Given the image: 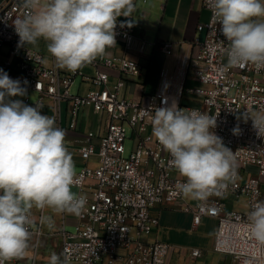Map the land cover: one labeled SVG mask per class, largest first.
<instances>
[{"label": "built area", "instance_id": "obj_1", "mask_svg": "<svg viewBox=\"0 0 264 264\" xmlns=\"http://www.w3.org/2000/svg\"><path fill=\"white\" fill-rule=\"evenodd\" d=\"M209 11L208 19L197 24L193 44L196 52L184 54L161 70L157 86L142 99L128 97L124 93V75L141 76V64L122 55L98 57L93 72L81 69L76 72L61 70L55 64L48 66L41 50L19 45L13 21L22 17L25 10L20 0H0V53L4 55L0 69L10 78L20 80L26 90L35 92L12 99L24 104L43 106L41 113L54 116L61 128V102L67 103L70 127L77 124L81 107L90 105L94 111L106 116L105 130L97 144L94 132L87 131L77 139L76 150L87 160L97 156V165L84 164L76 170L74 187L78 195L87 198L82 214L77 216L73 230H61L60 254L67 253L75 264H164L170 244L158 239L148 240L152 227L159 222L152 210L183 196L176 185L185 178L171 167L170 154L152 135L154 110L175 105L178 109H196L209 115H217L216 135L235 157L237 178L227 189L207 200H193L184 209L192 213V225L202 216L218 220L212 249L230 254L235 264H264V244L256 241L250 231L248 214L259 201H264V136L253 128L250 116L264 114V69L257 70L247 64L222 71L227 63L228 41L222 35L221 25L209 7L210 0H201ZM135 3V2H134ZM136 5V4H135ZM132 26L129 27L128 23ZM138 25L130 17H118L116 36L124 50L146 52L151 42L137 34ZM169 59L180 53L172 41H156ZM101 66L114 68L118 75L112 88L101 89L109 79V73ZM92 84L85 93H73L70 86L74 79ZM197 82L186 85V79ZM26 81V83H25ZM192 96L198 98L193 100ZM47 100L49 101L47 103ZM239 127V134L233 128ZM127 128L132 139L131 149L125 154ZM252 165L253 171L247 170ZM88 187V194L80 191ZM245 197L246 210L227 208L223 196ZM30 231L37 237L42 233L39 218ZM193 257L201 250L190 249ZM21 258L6 261L18 264Z\"/></svg>", "mask_w": 264, "mask_h": 264}, {"label": "clouds", "instance_id": "obj_2", "mask_svg": "<svg viewBox=\"0 0 264 264\" xmlns=\"http://www.w3.org/2000/svg\"><path fill=\"white\" fill-rule=\"evenodd\" d=\"M20 5L24 15L13 21L19 45L43 39L56 63L71 72L116 46L117 18L136 11L134 0H20ZM209 7L228 41L221 70L247 64L264 69V0H210ZM25 95L20 80L0 69V264L22 258L29 248L34 208L79 216L87 204L86 196L72 191L76 168L65 131L54 116L41 113L42 105L12 99ZM247 115L264 136V114ZM216 117L175 105L154 110L152 135L185 178L176 188L186 198L207 200L237 178L234 153L213 131ZM248 220L252 237L264 244V201L252 207ZM39 222L55 227L52 215H41ZM70 260L67 253L52 252L48 264Z\"/></svg>", "mask_w": 264, "mask_h": 264}, {"label": "crops", "instance_id": "obj_3", "mask_svg": "<svg viewBox=\"0 0 264 264\" xmlns=\"http://www.w3.org/2000/svg\"><path fill=\"white\" fill-rule=\"evenodd\" d=\"M134 2L136 11L130 18L138 25V36L144 37L152 43L150 48L143 53L135 50H124L121 41L116 38V46L106 49L105 54L109 56L125 54L141 64L140 77L133 75L123 76L126 80L125 95L139 100L155 90L161 70L168 65V62H174L184 54L193 55L196 52L197 46L193 44V39L197 35L203 36L202 31H197V24L208 19L209 11L202 5L201 0H134ZM162 40L174 42L176 47H179L180 53L168 59L158 47V43H155ZM44 60L48 66L55 64L59 69L67 70L60 67L51 54H49L48 58L44 54ZM101 68L109 73L108 82L101 87L103 91H106L112 88L118 72L114 68L105 66H101ZM81 70L89 73L94 71L90 65H86ZM188 82L196 81L187 78L186 84ZM73 85L75 86L74 90H72ZM92 86V84L77 76L71 84L70 90L73 93H85ZM192 99L198 100L195 96H192ZM60 113L61 128L66 134V147L72 154L76 170L84 164L92 167L96 166V155L84 160L78 154L76 150L77 139L87 131L92 130L94 132L93 141L97 144L105 130V113L94 111L90 105L83 106L78 112L77 124L74 128L70 127L67 103L65 101L61 102ZM72 191L78 192L74 186ZM80 192L88 194L90 190L85 187ZM191 202H193V199L183 196L152 210L154 214L158 215L159 222L152 227L151 233L146 238L148 240L158 239L170 244V251L164 264H235V260L230 254L220 253L212 249L218 224L216 217L202 216L196 226L192 225V213L184 209L185 204ZM241 205L243 203L240 204L235 201L230 203L231 208L240 207ZM226 207L228 208V203H226ZM39 214V209L34 208L32 210V225L36 224ZM42 215H52L55 227L50 230L46 225H42V233L38 237L31 233L29 248L21 258V261H26L27 257L32 256V264H48V257L52 252L60 254L61 230H67V226H73L74 228L77 221L76 215L67 213L54 214L47 208L42 210ZM199 229L204 230L202 233L203 238L200 237L201 247L199 245H189L188 242L191 240L193 232ZM193 247L201 250L199 256H191L190 249ZM70 264L75 263L70 262Z\"/></svg>", "mask_w": 264, "mask_h": 264}, {"label": "rangeland", "instance_id": "obj_4", "mask_svg": "<svg viewBox=\"0 0 264 264\" xmlns=\"http://www.w3.org/2000/svg\"><path fill=\"white\" fill-rule=\"evenodd\" d=\"M46 43H47L46 41L41 39L40 41H38V43L36 45H26L25 44V46L29 47V48L41 50L46 55V57L48 58L50 53H48V51H47ZM3 59H4V55L2 53H0V65L2 64ZM194 84H197V82H188L186 85H194ZM74 87L75 86L73 85L72 90H74ZM26 94H28L32 99L35 98V93L32 90H26ZM126 134H127V139L125 141V148H126L125 154H128L130 149H131V145H132V139L129 138V135H130V129L129 128H127ZM254 169H255V167L252 165H249L247 167V170H250V171H253ZM222 199L226 203H228V208H231L230 203H233L235 201L236 203L237 202H239L240 204L243 203V205H241L240 207H232V208L239 209V210H246L245 201H244L245 197L243 195H240L239 198H235L234 196H230L228 194V196H223ZM67 230H73V226H67ZM203 231L204 230H202V229H199L198 231L197 230L194 231L192 234V238H191V240H189L188 244L189 245H199L201 247L200 237L203 238L202 237ZM198 232H201V233H198ZM19 264H32V256L27 257L26 261L23 260Z\"/></svg>", "mask_w": 264, "mask_h": 264}]
</instances>
